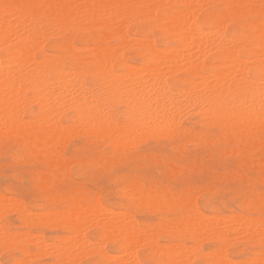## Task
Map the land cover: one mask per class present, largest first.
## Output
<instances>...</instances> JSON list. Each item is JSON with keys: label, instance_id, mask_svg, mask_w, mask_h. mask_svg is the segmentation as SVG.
Returning <instances> with one entry per match:
<instances>
[{"label": "rangeland", "instance_id": "obj_1", "mask_svg": "<svg viewBox=\"0 0 264 264\" xmlns=\"http://www.w3.org/2000/svg\"><path fill=\"white\" fill-rule=\"evenodd\" d=\"M21 1L22 0H0V5H3L6 8H9V7L14 8L17 11L21 12L22 11V8L20 7ZM67 1H68V3L69 2L74 3L75 0H67ZM86 1L87 0H76L75 2L76 3L78 2L79 4L82 3V5H84V3ZM148 1L149 0H146L145 3L143 2L144 3V4L142 3L143 5L142 4L138 5L137 8H139V7L143 8L146 5H149L150 3L153 4L155 0H153L150 3ZM161 1L163 3L162 2L159 3L160 2V0H159V2H158L159 5L157 2L154 3L155 5L157 4V6L155 8H154V5H151V4H150V6H152L151 8H149L150 6L145 7V10L148 7L150 9V11L153 12V13L150 12V17L143 16L145 14L144 12H147V10L143 11V9H141V11L143 13H138L137 12L138 9H137V11L134 10L135 12L133 10L130 11L129 12L130 14L131 13L134 14L137 12L136 15L134 14V16L131 14L132 17L129 15V13L127 16L124 15V18L122 19L124 25L122 22H120V24L122 23L121 28L124 29L123 31L125 32V36H126V34L128 35L127 37H125L126 39H122L125 41H122L118 36L113 34L114 33L113 31L115 29L104 31L101 27H99L95 24L92 26V24L95 23V20L93 18L90 19V20L93 19V22L90 21L89 18H88L89 22L88 21L86 22V20H87L86 18L83 19L84 21L81 18L82 22H80L81 20L79 21L80 18L78 20L76 18L75 20L69 21L66 24L62 25L60 28H56V29H54V28L50 29L51 27H48L49 25L47 23H45L46 29L44 30V32L42 33V36L39 39L38 48L33 51V56L36 59H39L40 56H43V57L46 56L45 58H48V59L56 58L58 61L62 62L64 64L65 69L66 70L68 69L67 70L68 72L62 73V74L59 73V76H63V79L70 81V84L76 83V85H77V83L80 82V81L78 82V79H75V81L72 79L73 78L72 75L74 76V73L79 70L81 72L80 73L81 78H82L81 80H83V83H85L83 85L84 86L86 85V87L88 86L86 89H93V91L95 93L96 92L98 93L100 91L99 94H102L103 92H105L106 88L103 87L104 89L101 90L100 86L101 85L106 86L108 83H109V85H107L108 90H109V88L111 89V87H113L114 91L117 90L122 85V83L120 84L119 81H117L118 77H119L120 82L123 81V79L122 80L120 79L123 77V74H125L124 77L125 76L129 77V75H130L129 81L132 80V83H135V82L137 83V81H134V79L136 78L134 76L138 75V74H136V72H139L140 69L143 70V71H140L141 75L143 76V74H144L145 76H143V77L144 78L147 77L148 72H146V68H147L146 62L148 61V57H149L150 52L147 51L146 49H139V50L137 49L139 42L144 40L145 37L146 38L144 41H145V43H147L146 41H148V45L147 44L146 45L149 46V48H155L156 49V47H157L156 50L160 54H163V55L167 54L166 56H168V54H169L168 51H166V50L168 48H172V46L175 47L174 48L175 51L177 50V51H179L178 53L183 54V55H181L182 59L186 53H189L190 51L194 52L193 51L194 47H192L193 43L190 44L191 42L189 40H187V41L190 43H188L187 41L186 42L188 43V45H191V46H189V47H191V50L188 48L187 45H185V46H187L186 47L187 51H186V49L183 45L185 43L182 44V42H179L177 37L173 33L166 32L163 29L164 27H162V26L159 27V25L156 26L157 22H155V21H157V19H160V18L165 19L167 14L171 15L172 13L174 14L176 11H177V13L181 11L180 12V15H181V14H183L182 13L183 11L188 10L187 12L190 13L189 15L191 17L193 16L192 17L193 20L190 18L191 20L189 21V23L193 21V22H195V24L197 25V27L201 31H204V32L208 31L209 32V34L207 32L206 36H207V38L209 36V38L211 37L212 39L210 38V40H208V42L213 40L214 37H212V36L214 33H210V32L212 30L213 31L216 30L215 27L217 26V24H218V28L223 26L224 35H225V37H228V39H229V37H232V39H235L234 37L237 38L241 34L248 33L250 31H252V29H253L252 25H258L257 27H264V0H260V4L258 6L247 5L246 7L244 6V7L240 8L239 10H236V11H233L234 10L233 8L231 10V8L226 6L224 0H214V1L213 0L212 1L211 0L210 1L204 0L205 2H202L203 1L202 0L198 3V6H197V0H191L193 2H191L190 0H186L189 2H183L185 0H181L183 3L182 2L180 3L179 2L180 0H176L177 2L173 1V0H169L170 4H166V3H169L168 0H165V1L161 0ZM44 2H47V0L46 1L44 0ZM209 2H210V4H209ZM185 3H186V5L187 4L193 5V3H195L193 6L196 5V7L192 6L194 9L191 8V10H190V8H187ZM204 3H206V5ZM92 4H94V2H91V5ZM200 4H201V6H199ZM249 6H251L252 9H254V10L251 9L252 10L251 13H250L251 10L249 9L251 7H249ZM200 7H201V9H200ZM212 7H214V8H212ZM102 8L99 9L102 12H105L106 10H108V9H106L107 7L106 8L104 7V9H102ZM186 8H187V10H186ZM245 8L247 9L246 14L243 12L241 14V10L243 11V9H245ZM259 8L261 9V11ZM149 9H148V11H149ZM110 10H108V11H110V13L114 11V9H112V8H110ZM194 10H196V11H194ZM245 10H244V12H245ZM108 11L105 12L106 14L105 13L102 14V12H100V11L99 12L101 14H98V11H97L96 16L97 15L102 16L104 14L107 16V14H108V17H109L113 13L109 14ZM141 11H139V12H141ZM232 11L233 12L240 11L239 13L242 16H240L238 14L235 15L236 13H233ZM230 12H232V15ZM177 13H175V14L177 15ZM225 13H226V15H229V16H226ZM151 14H153V16H151ZM259 14H260V16H259ZM105 15L103 16V18L101 17L103 20L105 18ZM137 15H139V16H137ZM146 15H147V13H146ZM223 15L227 17V19H226L227 22H225V20L222 21V19L226 18V17L222 18ZM82 16H80V17H82ZM141 16H143L142 19H141ZM127 17H128V20H127ZM138 17H140V18H138ZM98 18H99V20L101 19L100 17H98ZM132 18H134V20H132ZM220 18H222L221 21H219ZM217 20L220 22V25H222V26H219V22H217ZM124 21H126V22H124ZM96 22H97V20H96ZM221 22L223 24H221ZM77 24H79V25H77ZM215 24H216V26H215ZM211 28H214V29H211ZM61 29H62V31H61ZM232 29H233V31H232ZM235 29H236V31H235ZM45 31L49 33V36H48V33L45 34ZM51 31H53V32H51ZM110 32H111V34H110ZM228 32L231 34H229ZM140 34H142V35H140ZM61 37L63 39H61ZM140 37H141V39H140ZM112 38H114V39L110 40ZM130 39H132L133 43H135L136 45L135 44L133 45V43ZM133 39H135V40H133ZM138 39H140L139 42L136 41ZM12 40H13V38H12ZM12 40H10L5 45L1 46L0 57L2 58L4 63L7 62L8 64H10L9 63L10 62L9 57L4 56L3 53L6 50H7L6 53L10 52V49L12 47H14V45L16 44V41L15 40L12 41ZM86 40H87V42H86ZM120 40L122 42H124L123 43L124 45H122L120 43L121 42ZM40 41H42V43ZM129 41H131V42H129ZM170 41H172V42H170ZM118 42H119V44H118ZM125 42H129V43H125ZM228 42H225V43L228 44L229 46H231V45L233 46V44H238V43L242 44V43L236 42V41H235L236 43L233 41L234 42L233 44H231V42L230 43H228ZM142 43H144V42H142ZM142 43L140 42V44H142ZM145 43H144V45H145ZM101 44L105 45V47H107V48H109V47L115 48V49L109 48L110 51L112 50L111 51L112 55L115 52L117 53V55L116 54H115V56L113 55L114 57L112 59L113 61L111 64V72L108 73V75L105 74V76L106 77L108 76V78L105 77L104 79H103L102 74H97V73L92 71L94 66L90 62V58L92 57V54H93V51H91L92 47L93 46L96 47V45L98 46ZM112 44L113 45L115 44V46L117 44L118 45H117V47H114ZM181 44L183 45V47L179 48L178 46L181 47ZM82 45H83V47H82ZM79 46H81V47H79ZM95 47H93V49ZM122 47H123V49H122ZM176 47H178L179 49H177ZM116 48L121 49V50H118V52H117ZM164 48H167V49L164 50ZM192 48H193V50H192ZM188 49H189V52H188ZM182 50L184 52L186 51V53L184 54ZM71 51H73V52H71ZM119 51H120V54H119ZM192 52H190V53H192ZM203 54H204V52H202V54H201L202 55V57L200 58L201 60L199 59V61H202L203 64H202L201 68L196 72L189 70L186 66H182L183 60L181 62V60H179V59H177V64H175L176 66L174 65L175 62L171 63L173 66L176 67V68L173 67L172 71L170 70L171 69L170 67H172L171 64H167V63L163 64L162 66L166 67V68H164L165 70L163 68L162 69L160 68V71L163 70L162 71L163 77H160V78L163 80L162 82L165 85V87L167 88V90H169V91L171 90L170 92H172L173 90H179V88H181L180 91H182L183 88L185 87L184 88L185 89L184 94H186V92H187L186 90L190 89L189 87L191 86V84L196 82L195 81L196 79L197 80H199V78L201 79L200 76L209 75V77L212 78L213 77L212 74L216 73V71H220V69H221V71L227 70L229 72L231 67L232 66L234 67V63H232L235 61L234 59L220 58V57H217L210 52H206L204 55ZM83 57H84V59H83ZM123 57H125V58H123ZM242 57H244L243 59L246 60V57L244 55L239 54V58H242ZM77 60L80 63L79 67H75V66L71 65V64H73L72 62L77 61ZM178 60H179V62H181L180 66L178 65V63H179ZM206 60H208V61H206ZM228 61H230V63ZM248 63H250V61H248ZM87 64H89V65H87ZM125 65H126V67H124ZM132 65L133 66L135 65L134 69H133ZM141 66L144 69H142ZM162 66H160V67H162ZM118 67H120V68L118 69ZM167 67H169V69ZM177 67H183L184 69L181 68V70H179L180 68L177 69ZM89 68H91L92 70ZM131 68H132V70H135V72H133L131 70ZM69 69L71 70L72 73H70ZM76 69H77V71H76ZM124 69L127 70L126 73L123 72ZM137 69L139 71H136ZM232 70H233V68H232ZM255 71L256 70L254 68L250 69V74L254 78L257 77V76H255L256 75ZM114 72H116L117 74L119 72H123V73L122 74L119 73L120 74L119 76L116 75V77H114L115 76ZM129 72H132V74L133 73L134 74L132 75ZM140 72H139V75H140ZM162 72H160V73H162ZM68 73H69V76H68V79H66ZM127 73H129V74H127ZM85 75H86V77H85ZM103 75H104V73H103ZM111 75H114V76L112 78H109V77H111ZM70 76H71V79H70ZM131 76H133L134 79H132ZM140 76H138V78H136L135 80L139 79ZM148 76H149V74H148ZM129 78H124V80L127 79V81H128ZM144 78H143V80H144ZM147 78L149 79V77H147ZM89 79H91V80H89ZM111 79H112V81L110 82L109 80H111ZM113 79H114V81H113ZM102 80H103L104 85L102 84ZM146 80H144V81H146ZM105 81H106V83H105ZM125 81H123V82H125ZM113 83L114 84L117 83L116 84L117 86H114ZM95 84H96V86H95ZM110 84H111V87H110ZM173 84H175V86ZM92 86L95 88H93ZM102 86H101V88H102ZM70 87H72V84ZM116 87H118V88H116ZM71 90L72 89H70V91ZM180 91H179V93H180ZM176 92L178 94V91H176ZM176 92H172V93L175 95ZM181 93H183V91ZM180 95L182 96L183 94H180ZM180 95L178 97H180ZM182 97H181V99H182ZM184 98H185V96L183 97V99ZM105 102L106 101L103 102V106L105 105ZM109 102L107 101L106 103L108 106L105 105L106 107L104 106V108L102 106V109L104 111H106L107 113L109 112L108 109L111 110L110 112L112 115L110 117V115H109L110 112H109L108 115L104 117L103 122L106 126H104V124H102L103 126H101L100 128L97 127L96 125L94 128V124L97 123L95 120H93V122L90 121L89 124L86 121H83L80 123L79 120H77V119L75 120L74 116L76 117V115H75L76 111H74L72 109H68L66 106L63 105L57 111V113L60 112L57 114V120L61 124V125L59 124L61 131L64 127H67V126H68L67 127L68 129L67 128L64 129L63 130L64 132L60 131L63 135H61L60 132H57L56 133L57 135L54 136V138H50V137H53V133H51L49 135H45V136L43 135L39 140L37 138L39 137L40 133L37 130L38 129L36 127L37 125L35 126L36 123L34 124L35 120H37L39 117L36 113V109H37V103L36 102H33L31 104L30 110L32 112H26V113L24 112L22 114V119L25 123L29 120V122L27 124H25V123L22 125L20 124L21 125V126L19 125L20 127L19 126H17V128L11 127V129L9 128V126H2L4 129H1L2 131H0L1 132V134H0V197H1L0 198L1 199L0 200V203H1L0 207H1V205L5 204V202H4L5 198H6V203L9 202V204L7 203L8 207L5 204L6 207L3 205L4 208L2 207L0 209L3 212L2 213L0 211V229H1L0 231L2 234V235H0V237L3 235H6V232L8 233L7 238H6V236H4V238L3 237L0 238V264H15L16 258H18V259L20 258L19 260H20V262H22V264L24 261L26 262L27 260H28L26 262L27 264H102L101 263L102 261L100 259L102 251H103V253L106 252L108 255L110 254L112 256H114V255L118 256L119 252H120V254L123 252L120 248L121 241H119L113 234L111 235V237H109L110 235L106 234L105 231L101 228V226L99 224V223H102L104 221V218L108 217V213L110 214L111 212H112L111 214H114V212L118 213L116 216L113 215L116 218H119L123 215V217H121V218H124L125 220L127 218L128 221L126 220V222H129V223H132L129 220H132L130 218H133V220H134V221L132 220L133 223L136 222L135 225L138 227V229L143 228L141 230V231L144 230L143 232L148 231L150 233L149 230H151V232H153L151 234H153L154 236H152L151 234L147 235V233H145V235H144L143 232H142V235L144 236V239H146V240H144V242H149V240H150L149 243H153V244L155 243L154 246H151L150 244L147 245L144 242L143 243L139 242L138 244L140 246L137 243H136L137 245L135 244L133 246L132 251L136 254L137 260L139 261V264H159L160 261L158 262V259L159 260L162 259V256L160 253L161 248L164 246H167V245H172L171 243H173V245L175 247L177 246L176 248H178L180 246L184 247L183 251L186 253L189 252V250L186 249L188 247L191 251V252H189L190 255L192 254V250H191L190 246L195 247V245H197L196 247L197 248L199 247L198 251L203 250V251L199 252L200 254H198V256L193 255L192 258L186 259L187 260L186 264H188V260H189V264H218L217 261L220 259L222 261V262L221 261L219 262L220 264H241V263H247V262L249 264H251L252 262H253L252 264H259L257 259L260 257L261 251L264 250V246H263V244H261V242L259 240H257V238H254L253 229H251V230L249 228L247 229L246 225H248V227H249L253 223V220L254 221L256 220V219H253L252 217L257 218V216H258L259 218H257V220L260 218L264 219V215H263L264 214V168H263L264 167V118L262 117L263 120L261 117H259L261 119L253 118L254 120L253 119L251 120L252 123L249 121L250 122L249 124L247 122L246 124L244 123V125L243 124L238 125V124H234V123L233 124L228 123V124L222 125V124L218 123V121L216 120V118L213 115H208V114L204 115V114L198 112L193 107H189L190 109L186 108V107H188V105L184 104L185 108H186L185 110H187L188 112L182 108H180L181 110L180 109L179 110L180 111L184 110V112L182 111L179 115H178L179 112L178 111L176 112V114L178 115L177 117L180 116V118H178L179 120L177 121L178 123L173 122L175 120V116H176L175 115L173 117L174 119L172 118L173 121L172 120L170 121L172 123H169V119L166 122V124H165V122H163L164 124L162 125V122H161L160 125L164 126L163 129H165V128H167V129L163 130L161 128V126L158 125L160 123L159 122L158 124L157 123L155 124V127L156 126L157 127H156V130H154L155 128H152V126L154 124L151 125V122H150L151 118L150 119L147 118L148 119L147 124L150 122L148 124L150 127L147 126L145 122H143L144 116L149 117L150 115L153 114L152 112H151L152 114H150L149 112H147V113H149V114H147L144 110H142L145 112V114H147V115L143 114V119H142V115L139 114L140 121L142 119V123L140 121H139L140 123L139 122L138 123L142 124L143 125L142 126V125L137 124L136 122L134 124V120L130 121V118L131 119L134 118L135 120H137V118H138V120H139V117H137V116H136V118L133 116L130 117V115H129L130 112H129V114L125 113V112L128 113V111H124L123 109H126L128 107V105H127V103H123V100L122 101L120 100V102L117 101V103L112 102L110 105H109ZM183 103H184V101H183ZM184 105H182L181 107H183ZM105 108H106V110H105ZM194 110H195V112H194ZM115 112H116V114H115ZM122 112H124L129 117H127L126 115L124 116ZM113 113H114V117H113ZM183 114H185V115H183ZM35 116L37 119L35 118ZM108 116L112 119V121H110V118H108ZM32 117H34V119ZM106 118H108V120L105 121ZM26 119H28V120L26 121ZM147 119L145 118V120H147ZM71 121H72V123H71ZM109 121H110V123L113 122L114 124H112V125L109 124ZM124 121H125V123H124ZM260 121H263V122H260ZM122 122H123L124 126L122 125ZM128 122H130V124H128ZM67 123H69V125ZM70 123L72 125H70ZM73 123H76L77 126H79L78 129L76 127V124L74 125ZM115 123H117V124L115 125ZM143 123L148 127V128L145 127L147 129V131H144L145 129L143 127L145 125ZM90 124H92V125H90ZM167 124H172V125L167 126ZM176 124H177V126H176ZM23 125H26V126L28 125L27 129H25V126H23ZM108 125H110L112 128H110V126H108ZM130 125H131V127H134L133 125L136 126V127H134L135 130L133 128L134 131L129 130L126 133L120 132L123 129L122 127L126 128ZM137 125H138V127H137ZM70 126L74 127V128L76 127L75 129L73 128L75 133L72 132L73 130H71L72 128ZM18 127H19V129H18ZM23 127H24V129H23ZM28 127L29 128L31 127L30 129H32V130H29ZM89 127H91V128H89ZM92 127H93V129H92ZM103 127H106V128H103ZM0 128H1V126H0ZM88 128H89V130H88ZM109 128H110V130H109ZM138 128H139V130L142 128L143 129L138 132L137 131ZM159 128H161V129H159ZM7 129H9V130H7ZM82 129H84V130H82ZM157 129H159L160 131ZM19 130L21 133L20 132L18 133ZM22 130H24V131H22ZM114 130H120V131L115 132ZM8 131H10V132L6 133ZM65 131H66V133H65ZM76 131L80 132V134H78ZM130 132H132L133 134L132 133L130 134ZM142 132H143V134L140 135V133H142ZM145 133L147 135H145ZM123 134L128 138L126 139ZM54 135H55V133H54ZM60 135L62 136L61 140H60ZM100 135L102 137H100ZM46 136H47V138H46ZM140 136H142V137H140ZM123 137L125 138V140ZM129 137L131 138L130 140H129ZM132 138L133 139L136 138L135 139L136 142L131 141ZM120 139H122L123 141L122 140L120 141ZM36 140H37L38 145L37 144L35 145ZM128 140L131 141L132 144L129 143ZM111 141L114 143H112ZM116 142L118 144H116ZM133 144H135V145H133ZM261 145H263V146H261ZM120 146H122V147H120ZM51 149H53V150H51ZM256 159H257V161H256ZM252 161H254V162H252ZM81 164H82V166H81ZM134 184H136V185L134 186ZM53 185H54V187H53ZM47 189H49V191H47ZM44 190H46L47 192H45ZM137 194L140 195V198ZM132 195L133 196L135 195L134 199L138 200V202L136 201L138 204L135 201L134 202L130 201L129 198H131ZM5 196H7V197H5ZM95 197H96L97 203L95 202ZM253 198H254V201H253ZM11 199L14 200V203H12L13 200L11 201ZM42 199L46 200V201H43ZM142 199H145V201H143V203L140 202V201H142ZM131 200H133V197ZM159 200H161V202H159ZM189 200H190V202H188ZM148 201H149V203H148ZM151 201L154 202V205H153V202H152V204L150 203ZM192 202H194L193 203L194 206H193ZM10 203H11V205L12 204L13 205L10 206ZM93 203H95V205L99 204L101 207H97V205L95 206ZM14 204H17V207ZM18 204H19V206L23 205V209H21L22 207H20V209H19ZM149 204H151V205H149ZM155 204H156V207H155ZM63 205H65V206L63 207ZM185 205H187V206H185ZM88 206L91 208V210ZM149 206H151V207L149 208ZM24 207H25V210H24ZM75 207L77 209H75ZM94 207H97V208H94ZM195 207L197 210L195 209ZM17 208L19 209V211L17 210ZM62 208H64L65 210L67 209V211L63 212L64 209L62 210ZM70 208H72V209H70ZM81 208H82V210H81ZM6 209H7V211H6ZM83 209L84 210L88 209L90 212L88 210H87L88 212L86 210L83 211ZM95 209H97V211L99 209V212L100 211L101 212L98 214V212L95 211ZM105 209H106V212L104 211L105 212L104 213L105 217H104V216H102V215H104V214H102V211ZM109 209H111V211ZM27 210H31L32 212L27 211ZM52 210L54 211L53 213L62 212L63 215H64V213H67L69 215V213H70L69 210H71V211L72 210H78L79 214L76 213L77 211H75V212L72 211V213L74 215L72 213H70V214H72L73 217L78 214L77 218L80 219L79 215L83 216L85 214L88 216L91 213V215H89V218H90V216H92V218H90V220H88V222H86L85 220L83 221V222H86V224L83 223V226L81 227L80 232L82 233V235H81V233L76 235V236L71 235V237H73V240H72V238L70 237V234H72V233H71L68 225L64 224L65 219H66V223H68L67 222L68 218H66L67 215L65 214L64 215L65 217L59 216L61 213L60 214L58 213L59 215L58 214L53 215L51 212ZM55 210L57 212H55ZM107 210H109L108 213H107ZM38 211H39V213H37ZM121 211H122V214H121ZM253 211H254V214H253ZM33 212L36 214H33ZM48 213H51L53 215V217H58L59 219H57V218L51 219L52 215L49 214L50 216H48ZM199 213H201V214H199ZM38 214H40V215H38ZM92 214H94L96 216H98V215L102 216L103 221L101 220L102 218H100V217L97 218L96 216H94ZM126 214H128V215H126ZM36 215H38V216H36ZM30 216H32V218ZM72 216L69 215L68 216L69 219H70V217L72 218ZM113 216L110 215L109 218L113 217ZM128 216H129V219H128ZM190 216L192 218H194L195 220L190 218ZM198 216H199V218H200V216L201 217L203 216L204 221L206 219L207 222L209 221L208 218H211L210 219V220H212L210 222L211 225L209 224V226H208V224H204L205 222L203 223L201 218L199 219ZM233 216L239 217V218L236 217L238 221H239L240 217L242 219V217H245V216H246V218H245L244 222H246V220L251 222L249 219H251V220L253 219V220H252L251 224L248 222H246V224H243V225H245L246 228L244 226H242V224L240 225V226H242L241 227L242 232L239 231L241 233L240 234V233H238L239 229L237 230V228L238 227L240 228V226L237 224V222H238L237 220H236L237 221L236 225H234L235 224L234 219H236V218H234ZM203 217H202V219H203ZM248 217H250V218H248ZM20 218H22V219H20ZM44 218H45V220H43ZM48 218H50L51 220ZM62 218H64L63 221H62ZM83 218L85 219V216H83ZM83 218H82V220H83ZM87 218H86V220H87ZM228 218H231L230 219L231 221L230 220L228 221L227 220ZM124 219H121V220H124ZM188 219L189 220L192 219L190 221V224L188 223L189 222ZM94 220H97L99 222L94 221ZM197 220H201V221H200V224L198 221V223L195 225V226H197L196 228H199V225L201 226V224L203 223L205 225V226H203V224H202L204 229H201L202 227L200 229L206 230L207 232L210 231V233L209 232L206 233V231H205L206 236H203L204 233L201 234L202 236L200 235L197 238L195 236H193L188 231V229H189L188 227H190V226L193 227L194 225H192V223L193 224L196 223L195 221H197ZM216 220H217V223H216ZM220 220H222V221H220ZM92 221H94V222H92ZM90 222L92 223V225H89V224H91ZM172 222L175 223V225ZM258 222L264 223L263 220H261V219H260V221L258 220ZM97 223H98V225H96ZM166 223H170L171 225L173 224L174 228H172V226L170 224L166 225ZM177 223H179L180 227L183 225L182 229L180 227H177V226H179V225H177ZM214 223H216V224H214ZM254 223H257V222L255 221ZM93 224H95V225H93ZM161 225H162V227H161ZM163 225H164V227H163ZM184 225H189L187 227L188 228L187 230H186V226L184 227ZM221 225H222V227H220ZM224 225H227V227L233 226L234 228L238 225L236 228L237 231L236 230L231 231L228 234V236L230 235L229 238L225 241L223 239H219L218 233H217L219 231L218 229H222L223 227H226ZM155 226H156V231L159 228L158 232L161 228L162 231L160 234H158V233L156 234V231L154 232L153 229L155 228ZM260 226H264V225H260ZM165 227H166V229H168L167 232H166ZM216 227H217V231H215ZM243 227L245 229H243ZM212 228H215L214 231L216 233L213 232L214 234H212V230H211ZM173 229H175V231H171ZM21 230H22V232L25 231V232H23L24 235H23V233L20 234ZM163 231H165L166 233ZM169 231L172 233H169ZM28 232H29V234H27ZM249 232H251V233H249ZM36 233L39 235H37ZM68 233H69L70 238H68ZM16 234L19 235V237L21 236L20 240H23L22 242L19 239H17L19 237H16L17 236ZM208 234H209V237H208ZM237 234H239V235H237ZM22 235L23 236L27 235L26 236L27 239H25ZM61 235H62V237L63 236H65V237H63V238L58 237ZM79 235H81V236H79ZM9 236L11 238L12 237L15 238L16 240L14 239L13 246L8 249L5 247L4 243L6 242V239L9 238ZM33 236L36 237V239ZM38 236H40V237H38ZM150 236L153 238H151ZM189 236H191V237H189ZM81 237L82 238L85 237V238H83V240H82ZM147 237H150V239H148ZM154 237L156 239V242L154 241ZM207 237H208V239H207ZM210 237H211V239H210ZM75 238H76V240L79 239L77 241H80V243H78L76 241L77 244H79V245L74 243V247L75 248L80 247V249H81V247H84V250H86V251L79 250L77 248L79 251V253H78V251H75L74 247H73L74 250L71 251V249H73L71 247V246H73L72 242L74 241ZM200 238H201V240H200ZM231 238H232V240H231ZM239 238H240V240H239ZM28 239L30 240V242L28 241ZM37 239L38 240L40 239L39 245H41V243H42L43 245H41V246H44V247L50 243L49 246H51L52 248L51 247L48 248L49 246L48 247L46 246L47 247L46 250L49 249L50 252H49V250H48V253L46 250H44V251H42V249L39 250L40 246L37 248V246H38V243H37L38 240ZM41 239L43 241H45L47 244H45V242L43 243ZM60 239H61V241H60ZM69 239H70V241H69ZM86 239L89 242L91 241L90 244H87L88 242ZM102 239L104 240V242ZM105 239H108V240H105ZM25 240L28 242H24ZM51 240H52V242H51ZM54 240H56V241H54ZM81 240H82V242L84 241L85 246H86V244H87V246H89V245L90 246L88 248H87V246L85 248L84 245L80 246V244H82ZM99 240H100V242H99ZM35 241H36V243H34ZM56 242H57V244H56ZM92 242H93V244H91ZM97 242H99L100 244L99 243L97 244ZM101 242H103L102 245H101ZM227 242H230V243H227ZM63 243H64V245H67V247H71V249H66V247L64 245H62ZM69 243L71 244V246H68V245H70ZM167 243H169V244H167ZM191 243H192V245H191ZM224 243L225 244L227 243V244L225 245ZM253 243L255 244V246L253 245ZM24 244H26V245H24ZM54 244H56L55 248L57 249V251H59V249H58L59 245H62V249L65 248L67 250V252L68 251L70 253L73 252L74 258L76 260L75 259H73V260H70V259L66 260L65 259L64 260L63 258L61 259V257H59V255H58V253L60 251L57 253L56 249L54 248ZM142 244L145 245V247L142 246ZM179 244H181V245H179ZM57 245H58V247H57ZM184 245H188V246L185 248ZM91 246L97 247L96 250L93 249ZM20 247H22V248H20ZM134 247H135V249H134ZM59 248L61 250V246ZM90 248L95 250V251L91 250ZM100 248H101V250L103 248V250L101 251ZM5 249H8V251ZM43 249H45V248H43ZM53 249L56 251V253L54 252L55 254H53V252H52ZM98 249L100 250V253H99V251H97ZM185 249L188 251H186ZM260 249H261V251H260ZM23 250H26V252H29L27 250H30V251L33 250V252H34V250H37V251L39 250V251L38 252L35 251L34 253L36 255H34V256L32 255L34 253H32V251H31L29 253L30 254L32 253L31 254L32 256L29 255V257H27V255L29 253H27V255H25L26 252L24 251V253H23ZM89 250H90V252H89ZM80 251L81 252L83 251V252L80 253ZM215 251L221 252V255H220V253L217 254V252H215ZM40 252L41 253L44 252V253L41 254ZM91 252H92V254H90ZM208 252L209 253L212 252V253H214V255L216 253V256H214L215 259L213 257V254L212 253H211L212 255L208 254ZM222 252L224 253L223 255H222ZM189 253H187V255ZM56 254H57V256H56ZM77 254H79L78 257H77ZM86 254H88V255H86ZM24 255L26 257V260H25ZM83 255H84V257H83ZM121 255H119V256L123 257L126 254H121ZM80 256H81V258H80ZM129 256L130 255H128V260L130 258ZM222 256L224 257V259ZM22 257H23V260H21ZM217 257H219V258L217 259ZM254 258L255 259L257 258L256 261H254ZM155 259H156V261H155ZM234 260H235V262H234ZM239 260H241V262ZM129 261H131V260H129ZM129 261H127V258H126L125 262H127V264H129L128 263ZM232 262H234V263H232Z\"/></svg>", "mask_w": 264, "mask_h": 264}, {"label": "bare ground", "instance_id": "obj_2", "mask_svg": "<svg viewBox=\"0 0 264 264\" xmlns=\"http://www.w3.org/2000/svg\"><path fill=\"white\" fill-rule=\"evenodd\" d=\"M46 1V0H45ZM76 1V0H75ZM74 1V3L72 2V3H68V1L67 0H47V2H44V0H22L21 1V3H20V7L22 8V11L21 12H19V11H17L16 9H14V8H6V7H4L3 5H0V49H1V46H3V45H5L6 43H8L10 40H12V38H13V40H15L16 41V44L14 45V47H12L11 49H10V52H8V53H6V51L3 53L4 54V56H7V57H9V59H10V64H8L7 62L6 63H4V61L2 60V58L0 57V126H1V128H0V131H2L1 129H4L2 126H9V128L11 129V127H16L17 128V126H19L20 124L22 125V124H24L25 122L23 121V119H22V114L25 112H32L31 110H30V108H31V104L33 103V102H36L37 103V109H36V113H37V115L39 116H37L38 117V119L36 118V116H35V118L37 119V120H35V122H34V124H35V126L38 128L37 130H38V132L40 133V135H39V137L37 138V139H39L40 140V138L44 135H49V134H51V133H53V137H50V138H54V136H56L57 134V132H60L61 131V128H60V126H59V121L57 120V114L58 113H60V112H58L57 113V111H58V109L60 108V107H62L63 105L64 106H66L68 109H72V110H74V111H76V113H75V115H76V117L74 116V118H75V120L77 119V120H79V122L81 123V122H83V121H86V122H88V124H89V122L90 121H92L93 122V120H95L97 123H95L94 124V128H95V125L97 126V127H101V126H103L102 124H104V122H103V120H104V117L105 116H107L108 115V113L111 111V110H109L108 108V113L106 112V111H104L103 109H102V106H103V102L104 101H110L109 102V105L112 103V102H116L117 103V101H119L120 102V100L122 101L123 100V103H127V105H128V109L126 108V109H123L124 111H128V113L127 112H125L126 114H129V112H130V117H135L136 118V116L137 117H139V114H141L142 115V119H143V114L144 115H147V114H152V115H148L149 117H145L144 116V120H145V118L147 119H150L149 121L151 122V125L152 124H154L153 126H152V128H155L154 130H156V127H155V124L157 123H159L158 125H160L161 124V122H162V125L164 124L163 122H165V124H166V122L168 121V119H169V123H172V122H170L171 120L173 121V117L175 116V120L173 121V122H175V123H178L177 121L179 120L178 118H180V116L179 117H177L182 111L184 112V110L186 109V108H189V107H193L194 109H196L198 112H200V113H202V114H204V115H213L215 118H216V120L218 121V123L219 124H228V123H231V124H238V125H244V123L246 124L247 122H248V124L251 122V120L253 119V118H259V117H263L264 118V27H257L258 25H252V31H250V32H248V33H244V34H241L239 37H234L235 39H232V37H229V39H228V37H225V35H224V32H223V26L222 25H220V22L219 21H221V19L223 18V17H226V16H229V15H226V13H225V15L226 16H222V18H220V20L218 21L217 20V22H219V26H222V27H220V28H218V24H217V26H216V24H215V28H216V30H212L210 33H214L213 34V36L212 37H214L213 38V40H211V41H209L208 42V40H210V38H209V36H208V38H207V36H206V34H207V32L208 31H206V32H204V31H201L198 27H197V25L195 24V22H190L189 23V21L192 19V17L189 15L190 13L189 12H187L188 10H187V8H190V10H191V8H193V7H196V5L195 6H193L195 3H193V5H190V4H187L186 5V3H185V5L187 6V8H186V10L187 11H183L182 13L183 14H181L180 15V12H178L177 13V11L175 12V13H177V15L174 13H172L171 15L170 14H167L166 15V18L165 19H162V18H160V19H157V21H155V22H157V24H156V26L157 25H159V27L160 26H162V27H164L163 29L166 31V32H168V33H173L176 37H177V39L179 40V42H182V44L183 43H185V44H183L184 45V47H185V49H186V51H187V46H188V48L191 50V47H189V46H191V45H188V43H190V44H192L193 43V46L192 47H194V50H193V48H192V50L194 51V52H192V51H190V52H192V53H190L189 52V49H188V52L189 53H186V51L184 52L183 50V53L185 54V56L183 57V59L181 58V55H183V54H181V53H178L179 51H175L174 50V48L175 47H173L172 46V48H164V50L165 49H167L166 51H168V56H166V55H163V54H160L156 49H157V47H156V49L155 48H149V46H147L148 45V41H146L147 43H145V38H144V40H142V41H140L141 43L142 42H144L145 43V45H144V43H142V44H140V42H139V40L141 39V37H140V39H138V40H136L137 42H139V45L137 46V49L139 50V49H146L147 51H149L150 53H149V57H148V61L146 62L147 63V65H146V72H148L147 73V77H149V79L146 77V78H144L143 76H145L144 74H143V76L141 75V72L140 71H143V70H141L140 69V71L137 69L136 71H139L140 72V75H139V72H136V74H138V75H135L134 77H136V78H138V76H140L139 77V79H137V80H135L134 78H133V76H131V78L132 79H134V81H137V83L135 82V83H132V80L131 81H129L130 80V75H129V77L127 76H125L124 77V75L125 74H123V77L122 78H120L121 80L123 79V81H127V79H125L124 80V78H129L128 79V81L126 82H123V81H121L120 82V80H119V75L120 74H122L123 72L124 73H126V71L127 70H125L124 69V71L123 72H119L118 74L116 73V72H114L115 73V76L114 75H111V77H109V78H112L113 76L114 77H116V75H118L117 77H118V80L117 81H119V83L121 84L122 83V85L118 88V87H116V88H118L117 90H113V87H111V84H110V87H111V89L109 88V90H108V87H107V85H109V83L106 85V86H102V88H101V86H100V89L101 90H103L104 88L103 87H105L106 88V90H105V92H103L102 94H99V92L96 94L94 91H93V89H86L87 87H86V85L84 86L83 84H85V83H83V80H81L82 78H81V72L79 71H77V69H76V71L77 72H75L74 73V76L72 75V79L75 81V79H78V82L79 83H77V85H76V83L75 84H73V83H71L72 84V87H70L71 86V84H70V81H68V80H65V79H63V76H59V73H67L68 71V69L66 70L65 69V67H64V64L62 63V62H60V61H58L56 58H52V59H48V58H45V57H43V56H40L39 57V59H36L34 56H33V51L35 50V49H37L38 48V44H39V39H40V37L42 36V33L44 32V30L46 29L45 28V23H47L49 26L48 27H51L50 29H56V28H60L62 25H64V24H66L67 22H69V21H72V20H75L76 18H77V20L79 19V21L81 20V18H82V20L83 19H87L86 20V22L88 21L89 22V20L91 19V18H93L94 20H95V23H93L92 24V26L95 24V25H97V26H99V27H101L104 31H107V30H111V29H115L113 32V34H115L116 36H118L121 40L122 39H126L125 37H127L128 35L126 34V36H125V32L123 31L124 29H122L121 28V24L123 23V18H124V15H128V13L130 12V11H134V10H136L137 11V9H138V13H143L142 11H141V9H143V11H146L147 10V12H144L145 14L143 15V16H145V17H150V9L149 8H151L152 6H150V4L151 5H154V8L157 6V4L155 5L154 3H158L159 2V0H155L154 1V3L152 4V3H150V2H152L153 0H149L148 2L150 3L149 5H146V6H150L149 8L147 7V9L145 10V7H139V8H137V6L138 5H140V4H142L143 2L145 3L146 2V0L144 1V0H87L85 3H84V5H82V3H76ZM165 1V0H164ZM169 1V0H168ZM173 1H176V0H173ZM191 1V0H190ZM200 1H202V0H197V6H198V3L200 2ZM210 1V0H209ZM212 1V0H211ZM214 1V0H213ZM225 1V4H226V6H228L229 8H231V10H232V8L234 9L233 11H236V10H239L240 8H242V7H246L247 5H251V6H258L259 4H260V0H224ZM91 2H94V4H92L91 5ZM162 1L160 0V2L159 3H161ZM177 2V1H176ZM175 2V3H176ZM180 3L182 2L181 0L179 1ZM183 2H189V1H183ZM182 2V3H183ZM191 2H193V1H191ZM195 2V1H194ZM202 2H205L204 0L202 1ZM143 3V4H144ZM159 3H158V5H159ZM163 3V2H162ZM165 3V2H164ZM142 4V5H143ZM166 4H170V1H169V3H166ZM205 5H206V3H204ZM209 4H210V2H209ZM141 5V6H142ZM162 5V4H161ZM165 5V4H164ZM203 5V4H202ZM185 6V7H186ZM190 6V7H189ZM193 6V7H192ZM199 6H201V4L199 5ZM251 6H249V7H251ZM8 7V6H7ZM103 7V8H102ZM104 7L106 8V9H108V10H110V8H112V9H114V11L113 12H111V13H113V14H111L110 13V11H108V10H106V11H108L109 12V14H111V16H109L108 17V14H107V16L105 15L106 13V11L105 12H102L101 10H99V9H104ZM110 7V8H109ZM262 7V6H261ZM212 8H214V7H212ZM222 8V7H221ZM255 8V7H254ZM148 9H149V11H148ZM153 9V8H152ZM174 9V8H173ZM194 9V8H193ZM198 9V8H197ZM200 9H201V7H200ZM246 9V8H245ZM245 9H243V11L241 10V14H242V12L243 13H245L246 14V11H247V9L245 10ZM250 10L252 9V7L251 8H249ZM260 9V8H259ZM258 9V10H259ZM189 10V11H190ZM244 10H245V12H244ZM252 10H254V9H252ZM252 10L250 11V13L252 12ZM256 10V9H255ZM97 11H98V14H101L100 12H102V14L103 13H105L104 15H105V18H104V20L102 19L103 18V16L104 15H97L98 17H102L100 20H99V18L96 16V13H97ZM100 11V12H99ZM139 11H141V12H139ZM179 11V10H178ZM194 11H196V10H194ZM232 11V12H233ZM249 11V10H248ZM260 11H261V9H260ZM135 12V11H134ZM133 12V13H134ZM136 12V13H137ZM149 12V13H148ZM232 12H230L231 13V15H232ZM238 12V13H237ZM237 12H233V13H236L235 15H240V11H237ZM136 13H134L135 15H136ZM146 13H147V15H146ZM151 13H153V12H151ZM185 13V14H184ZM229 13V14H230ZM132 14V13H131ZM131 14L129 13V15L131 16ZM134 14H132L133 16H134ZM149 14V15H148ZM163 14V13H162ZM208 14V13H207ZM222 14V13H221ZM83 15V16H82ZM142 15V14H141ZM234 15V14H233ZM255 15V14H254ZM80 16H82V17H80ZM137 16H139V15H137ZM143 16H141V19H142V17ZM151 16H153V14H151ZM240 16H242V15H240ZM244 16V15H243ZM259 16H260V14H259ZM108 17V18H107ZM132 17V16H131ZM202 17V16H201ZM88 18H89V20H88ZM97 18V19H96ZM130 18V17H129ZM135 18V17H134ZM134 18H132V20H134ZM137 18V17H136ZM138 18H140V17H138ZM191 18V19H190ZM93 19L92 20H90V21H92L93 22ZM122 21H121V20ZM126 19V18H125ZM227 17L226 18H224V19H222V21H224L225 20V22H227ZM234 19V18H233ZM82 20L80 21V22H82ZM96 20H97V22H96ZM120 20V21H119ZM127 20H128V17H127ZM131 20V21H132ZM193 20V19H192ZM246 20V19H245ZM84 21V20H83ZM130 21V20H129ZM199 21V20H198ZM230 21V20H229ZM120 22H122L121 24H120ZM124 22H126V21H124ZM201 22V21H200ZM224 22V23H225ZM252 22V21H251ZM202 23V22H201ZM76 24V23H75ZM74 24V25H75ZM221 24H223L222 22H221ZM77 25H79V24H77ZM88 25V24H87ZM123 25H124V23H123ZM202 25V24H201ZM84 26V25H83ZM154 26V25H153ZM204 26V25H203ZM231 27V26H230ZM125 28V27H124ZM211 29H214V28H211ZM210 29V30H211ZM244 29V28H243ZM152 30V29H151ZM246 30V29H245ZM60 31V30H59ZM58 31V32H59ZM61 31H62V29H61ZM67 31V30H66ZM65 31V32H66ZM232 31H233V29H232ZM235 31H236V29H235ZM51 32H53V31H51ZM130 32V31H129ZM227 32V31H226ZM48 32H46L45 31V34H47ZM135 33V32H134ZM164 33V32H163ZM229 33V32H228ZM53 34V33H52ZM105 34V33H104ZM110 34H111V32H110ZM208 34H209V32H208ZM229 34H231V33H229ZM233 34V33H232ZM106 35V34H105ZM140 35H142V34H140ZM48 36H49V33H48ZM53 36V35H52ZM206 36V37H205ZM46 37V36H45ZM75 37V36H74ZM130 37V36H129ZM132 37V36H131ZM135 37V36H134ZM43 38V37H42ZM138 38V37H137ZM167 38V37H166ZM57 39V38H56ZM61 39H63L62 37H61ZM100 39V38H99ZM114 38H112V39H110V40H113ZM176 39V40H177ZM212 39V38H211ZM12 40V41H13ZM69 40V39H68ZM109 40V41H110ZM120 40V41H121ZM131 41H132V39H130ZM133 40H135V39H133ZM187 40H189L190 42H188ZM227 40V41H226ZM11 41V42H12ZM67 41V40H66ZM75 41V40H74ZM119 41V42H120ZM122 41H125V40H122ZM120 42L122 45H124L123 43L124 42ZM131 41H129V42H131ZM188 43H187V42ZM229 41V42H228ZM236 41V42H240V43H242V44H233L234 42ZM41 43H42V41H40ZM86 42H87V40H86ZM85 42V43H86ZM90 42V41H89ZM119 42H118V44H119ZM129 42H125V43H129ZM135 42V41H134ZM156 42V41H155ZM160 42V41H159ZM170 42H172V41H170ZM225 42H228V43H230L231 42V44H233V46L231 45V46H229L228 44H226ZM235 42V43H236ZM40 43V44H41ZM76 43V42H75ZM132 43H133V41H132ZM174 43V42H173ZM172 43V44H173ZM187 43V44H186ZM116 44V43H115ZM115 44L113 45L114 47H117V45L115 46ZM120 44V45H121ZM135 43H133V45H134ZM138 44V43H137ZM147 44V45H146ZM150 44V43H149ZM152 44V43H151ZM162 44V43H161ZM181 44V47L180 46H178L179 48H182L183 47V45ZM53 45V44H52ZM72 45V44H71ZM136 45V44H135ZM185 45H187V46H185ZM111 46V45H110ZM152 46V45H151ZM150 46V47H151ZM62 47V46H61ZM77 47V46H76ZM79 47H81V46H79ZM82 47H83V45H82ZM91 47V46H90ZM93 47H95V46H93ZM93 47H92V49H91V51H93V54H92V57L90 58V62H91V64L94 66L93 67V70L91 69V68H89V69H91L93 72H95V73H97V74H102V76H103V79L106 77L105 76V74L106 75H108V73H110L111 72V64H112V59H113V57L115 56V54L117 55V53L115 52L113 55H112V53H111V51L109 50V48H107V47H105V45H96V47L93 49ZM120 47V46H119ZM153 47V46H152ZM178 47H176L177 49H179ZM89 48V47H88ZM89 49V50H90ZM110 49H115V48H110ZM117 49V48H116ZM122 49H123V47H122ZM155 49V50H154ZM163 49V48H162ZM184 49V48H183ZM184 49V50H185ZM196 49V50H195ZM118 50H121V49H117V52H118ZM206 52H210V53H212V54H214L215 56H217V57H220V58H225V59H234L235 61L234 62H232V63H234V67L232 66L231 67V69L229 70V72L227 71V70H222L221 71V69H220V71H216V73H214V74H212L213 75V77L211 78V77H209V75H207V76H204V75H202V76H200L201 77V79L199 78V80H195L196 82H194V83H192L191 84V86L189 87L190 89L189 90H186L187 92H186V94H184V88H183V93H181L182 91H180L181 90V88H179V90H173L172 92H176V91H178V94H177V92L175 93V95L172 93V92H170L169 90H167V88L165 87V85L163 84V80L160 78V77H163L162 75H163V70H161L160 71V68L162 69H164V68H166V67H163L162 65L163 64H165V63H167V64H171L172 62H175L174 63V65L175 64H177V59H179V60H181V62H182V60H183V62H182V66H186L189 70H191V71H193V72H196V71H198L200 68H201V66H202V61H199V59L202 57V52H204V54L206 53ZM79 51V50H78ZM116 51V50H115ZM1 52V51H0ZM71 52H73V51H71ZM48 53V52H47ZM53 54V53H52ZM79 54V53H78ZM119 54H120V51H119ZM203 54V55H204ZM239 54H241V55H244L245 57H246V60L245 59H243L244 57H242V58H239ZM2 55V54H1ZM81 55V54H80ZM201 55V56H200ZM48 57V56H47ZM140 57V56H139ZM88 58V57H87ZM120 58V57H119ZM123 58H125V57H123ZM181 58V59H180ZM83 59H84V57H83ZM86 59V58H85ZM179 60H178V62H179ZM201 60V59H200ZM78 61V60H77ZM77 61H74V62H72L73 64H71V65H73V66H75V67H79V65H80V63H79V61L77 62ZM171 61V62H170ZM206 61H208V60H206ZM248 61H250V63H248ZM123 62V61H122ZM169 62V63H168ZM181 62H179L178 63V65L180 66L181 64ZM229 63H230V61H228ZM141 63V62H140ZM128 64V63H127ZM166 64V65H167ZM216 64V63H215ZM250 66H249V65ZM87 65H89V64H87ZM120 65V64H119ZM133 66V65H132ZM135 66V65H134ZM134 66H133V69H134ZM160 66H162V67H160ZM169 66V65H168ZM171 66L172 67H170L171 69V71L173 70L172 68L174 67V68H176L175 66H173L172 64H171ZM124 67H126V65L124 66ZM137 67V66H136ZM140 67V66H139ZM120 67H118V69H119ZM129 68V67H128ZM138 68V67H137ZM141 68L142 69H144L142 66H141ZM168 69H169V67H167ZM178 68H180L179 70H181V68L182 69H184L183 67H177V69ZM186 68V69H187ZM232 68H233V70H232ZM251 68H254L256 71H255V76H257L256 78H254L251 74H250V69ZM130 70V69H129ZM128 70V71H129ZM131 70H132V68H131ZM130 70V71H131ZM165 70V69H164ZM176 70V69H175ZM69 71H70V73H72L71 72V70L69 69ZM74 71V70H73ZM89 71V70H88ZM133 72H135V70H132ZM145 71V70H144ZM169 71V70H168ZM170 71V72H171ZM85 72V71H84ZM145 72V73H146ZM150 72V73H149ZM160 72H162V73H160ZM204 72V71H203ZM232 72V73H231ZM103 73H104V75H103ZM129 73H131L132 74V72H129ZM129 73H127V74H129ZM168 73V72H167ZM172 73V72H171ZM113 74V73H112ZM134 74V73H133ZM132 74V75H133ZM148 74H149V76H148ZM161 74V75H160ZM71 75V74H70ZM165 75V74H164ZM187 75V74H186ZM254 75V74H253ZM68 76H69V73H68V75H67V77H66V79H68ZM85 77H86V75H85ZM80 78V79H79ZM106 78H108V76L106 77ZM143 78H144V80H146V81H144L143 80ZM70 79H71V76H70ZM88 80V79H87ZM89 80H91V79H89ZM110 82L112 81V79L111 80H109ZM113 81H114V79H113ZM133 81V82H134ZM199 81V82H198ZM91 82V81H90ZM98 82V81H97ZM108 82V81H107ZM105 83H106V81H105ZM118 83V84H119ZM102 84L104 85V83H103V80H102ZM117 83H113V85L114 86H117L116 85ZM112 85V86H113ZM172 85V84H171ZM174 86H175V84H173ZM180 85V84H179ZM94 86V85H93ZM92 86V87H93ZM95 86H96V84H95ZM173 86V87H174ZM85 87V88H84ZM93 88H95V87H93ZM70 89H72L71 91H70ZM115 89V88H114ZM70 91V92H69ZM179 91H180V93H179ZM177 94V95H176ZM180 94H183L182 96L184 97L185 96V98L183 99V97L180 95ZM180 95V97H178ZM181 97H182V99H181ZM183 101H184V103H183ZM105 102V105L106 106H108L107 105V103ZM183 103V104H182ZM188 105V107H186L185 108V105ZM104 105V106H105ZM113 105V104H112ZM182 105H184L183 107H181ZM104 106H103V108H104ZM105 106V107H106ZM110 107V106H109ZM112 108V107H111ZM180 108H182V109H184V110H182V111H180L181 109ZM180 109V110H179ZM190 109V108H189ZM192 109V108H191ZM105 110H106V108H105ZM122 110V111H123ZM142 110H144L146 113L147 112H149V113H147V114H145V112L144 111H142ZM179 112L178 113V115L176 114V112ZM185 111H187V110H185ZM190 111V110H189ZM144 112V113H143ZM152 112V113H151ZM188 112V111H187ZM194 112H195V110H194ZM120 113V112H119ZM118 113V114H119ZM123 113V115L125 116L126 114L124 113V112H122ZM115 114H116V112H115ZM121 114V113H120ZM109 115H110V117H111V112L109 113ZM183 115H185V114H183ZM199 115V114H198ZM116 116V115H115ZM127 117H129L128 115H126ZM153 116V117H152ZM109 116H108V118H110ZM113 117H114V113H113ZM112 117V118H113ZM177 117V118H176ZM33 119H34V117H32ZM108 118H106L105 119V121L106 120H108ZM153 118V119H152ZM155 118V119H154ZM173 118V119H172ZM261 118H259V119H261ZM263 118H262V120H263ZM31 119V118H30ZM62 119V118H61ZM73 119V118H72ZM71 119V120H72ZM98 121H97V120ZM142 119H141V121H140V117H139V120H138V118H137V120H135L134 118L133 119H131L130 118V121H132V120H134V124H135V122L137 123V124H139L140 122L142 123ZM148 119L147 120H143V122H145L146 123V125L147 126H149L148 124L150 123H148L147 124V121H148ZM28 119H26V121H27ZM74 120V121H75ZM114 120V119H113ZM198 120V119H197ZM208 120V119H207ZM254 120V119H253ZM73 121V120H72ZM72 121H71V123H72ZM110 121H112V119L110 118ZM110 121H109V124H114L113 122L112 123H110ZM140 121V122H139ZM250 121V122H249ZM258 121V120H257ZM29 122V120L25 123V124H27ZM85 122V123H86ZM121 122V121H120ZM139 122V123H138ZM205 122V121H204ZM256 122V121H255ZM254 122V123H255ZM260 122H263V121H260ZM70 123V125H72ZM77 123V122H76ZM76 123H73L74 125L76 124ZM124 123H125V121H124ZM252 123V122H251ZM30 124V123H29ZM68 125H69V123H67ZM87 124V125H88ZM117 123H115V125H116ZM119 124V123H118ZM128 124H130V122H128ZM133 124V123H132ZM144 124V123H143ZM203 124V123H202ZM20 125V126H21ZM61 125V124H60ZM63 125V124H62ZM90 125H92V124H90ZM89 125V126H90ZM122 125L124 126V124H123V122H122ZM139 125H142V124H139ZM145 125V124H144ZM144 126L143 128L145 129L144 131H147V129L146 128H148L147 126ZM168 125H172V124H167V126ZM19 126V127H20ZM23 126H25V129H27V126L26 125H23ZM82 126V125H81ZM80 126V127H81ZM86 126V125H85ZM104 126H106L105 124H104ZM108 126H110V125H108ZM134 127H136L135 125H133ZM143 126V125H142ZM161 126V125H160ZM166 126V127H167ZM176 126H177V124H176ZM19 127H18V129H19ZM33 127V126H32ZM35 127V128H36ZM62 127V126H61ZM68 127V126H67ZM67 127H64L63 129H62V131L64 130V129H66ZM71 127V126H70ZM76 127H77V129H78V127L79 126H77V124H76ZM75 127V128H76ZM96 127V128H97ZM134 127H131V125L130 126H128V127H126V128H124V127H120L122 130L120 131V130H114L115 132L116 131H120V132H122V133H126L127 131H129V130H132V131H134L135 130V128ZM137 127H138V125H137ZM146 127V128H145ZM150 127V126H149ZM172 127V126H171ZM175 127V126H174ZM13 128V129H14ZM31 128V127H30ZM29 127H28V129L29 130H32V129H30ZM34 128V127H33ZM72 129L71 130H73L72 132H74V127H71ZM74 128V129H73ZM89 128H91V127H89ZM89 128H88V130H89ZM103 128H106V127H103ZM110 128H112L111 126H110ZM110 128H109V130H110ZM133 128H134V130H133ZM142 128V129H143ZM161 128L163 129L164 128V126H161ZM161 128H159V129H161ZM257 128V127H256ZM260 128V127H259ZM6 129V128H5ZM21 129V128H20ZM23 129H24V127H23ZM68 129V128H67ZM92 129H93V127H92ZM91 129V130H92ZM98 129V128H97ZM142 129H140L139 130V128H138V132L139 131H141ZM159 129H157V130H159ZM165 129H167V128H165ZM165 129H163V130H165ZM7 130H9V129H7ZM36 130V131H37ZM82 130H84V129H82ZM105 130V129H104ZM108 130V131H109ZM149 130V129H148ZM151 130V129H150ZM153 130V129H152ZM169 130V129H168ZM4 131V130H3ZM12 131V130H11ZM22 131H24V130H22ZM35 131V132H36ZM61 131V132H62ZM80 131V130H79ZM113 131V132H114ZM160 131V130H159ZM174 131V130H173ZM10 131H8V132H6V133H9ZM17 132V131H16ZM15 132V133H16ZM20 132V130L18 131V133ZM60 132V133H61ZM64 132V131H63ZM78 134H80V132H78V131H76ZM88 132V131H87ZM111 132V131H110ZM151 132V131H150ZM242 132V131H241ZM13 133V132H12ZM21 133V132H20ZM54 133H55V135H54ZM65 133H66V131H65ZM75 133V132H74ZM106 133V132H105ZM112 133V132H111ZM132 132H130V134H131ZM149 133V132H148ZM168 133V132H167ZM171 133V132H170ZM190 133V132H189ZM0 134H1V132H0ZM71 134V133H70ZM89 134V133H88ZM133 134V133H132ZM137 134V133H136ZM141 134H143V132L142 133H140V135ZM151 134V133H150ZM160 134V133H159ZM164 134V133H163ZM37 135V134H36ZM61 135H63L62 133H61ZM60 135V140H61V138H62V136ZM124 135V134H123ZM145 135H147L146 133H145ZM171 135V134H170ZM217 135V134H216ZM121 136V135H120ZM125 136V135H124ZM144 136V135H143ZM190 136V135H189ZM230 136V135H229ZM67 137V136H66ZM65 137V138H66ZM100 137H102L101 135H100ZM134 137V136H133ZM140 137H142V136H140ZM46 138H47V136H46ZM49 138V137H48ZM124 138V137H123ZM122 138V139H123ZM125 138L127 139L128 137H126L125 136ZM125 138H124V140H125ZM97 139V138H96ZM102 139V138H101ZM122 139H120V141L122 140ZM131 138L129 137V140H130ZM136 139V138H135ZM135 139H133L132 138V140L131 141H135ZM128 140V141H129ZM208 140V139H207ZM123 141V140H122ZM131 141H129V143H131ZM209 141V140H208ZM48 142V141H47ZM64 142V141H63ZM112 142V141H111ZM136 142V141H135ZM112 143H114V142H112ZM111 143V144H112ZM37 144V140H36V143H35V145ZM63 144V143H62ZM61 144V145H62ZM116 144H118L117 142H116ZM132 144V143H131ZM38 145V144H37ZM127 145V144H126ZM133 145H135V144H133ZM261 146H263V145H261ZM120 147H122V146H120ZM126 147V146H125ZM119 148V147H118ZM261 148V147H260ZM10 149V148H9ZM14 149V148H13ZM233 149V148H232ZM51 150H53V149H51ZM118 150V149H117ZM262 150V149H261ZM234 152V151H233ZM240 152V151H239ZM242 152V151H241ZM3 154V153H2ZM8 158V157H7ZM242 158V157H241ZM262 158V157H261ZM9 159V158H8ZM261 160V159H260ZM77 161V160H76ZM105 161V160H104ZM256 161H257V159H256ZM252 162H254V161H252ZM84 165V164H83ZM81 166H82V164H81ZM56 168V167H55ZM262 168V167H261ZM264 168V167H263ZM79 170V169H78ZM215 171V170H214ZM71 172V171H70ZM67 174V173H66ZM15 175V174H14ZM31 175V174H30ZM33 176V175H32ZM42 176V175H41ZM40 176V177H41ZM43 177V176H42ZM69 178V177H68ZM67 178V179H68ZM115 178V177H114ZM64 179V178H63ZM9 180V179H8ZM70 180V179H69ZM116 180V179H115ZM37 181V180H36ZM28 182V181H27ZM5 183V182H4ZM54 183V182H53ZM58 184V183H57ZM30 185V184H29ZM52 185V184H51ZM136 184H134V186H135ZM56 186V185H55ZM76 186V185H75ZM128 186V185H127ZM37 187V186H36ZM51 187V186H50ZM53 187H54V185H53ZM52 187V188H53ZM85 187V186H84ZM35 188V187H34ZM236 188V187H235ZM30 189V188H29ZM56 189V188H55ZM120 189V188H119ZM57 190V189H56ZM45 192H47V191H49V189H47V191L46 190H44ZM52 191V190H51ZM124 191V190H123ZM130 191V190H129ZM189 191V190H188ZM8 192V191H7ZM53 192V191H52ZM200 192V191H199ZM13 193V192H12ZM50 193V192H49ZM134 193V192H133ZM198 193V192H197ZM136 194V193H135ZM138 196H139V198H140V195L139 194H137ZM136 195V196H137ZM167 195V194H166ZM4 196V195H3ZM20 196V195H19ZM63 196V195H62ZM126 196V195H125ZM135 196V195H134ZM134 196L132 195L131 196V198H129L130 199V201H132V202H138V200H136V199H134ZM190 196V195H189ZM5 197H7V196H5ZM132 197H133V200H131L132 199ZM194 197V196H193ZM1 198V197H0ZM33 198V197H32ZM138 198V199H139ZM168 198V197H167ZM19 199V198H18ZM1 200V199H0ZM5 201V204H6V206H7V203L9 204V202H7L6 203V198L4 199ZM13 199H11V201H12ZM17 200V199H16ZM43 200V199H42ZM48 200V199H47ZM128 200V199H127ZM43 201H46V200H43ZM61 201V200H60ZM143 201H145V199H142V201H140V202H142L143 203ZM193 201V200H192ZM253 201H254V198H253ZM3 202V203H4ZM16 202V201H15ZM95 202L97 203V201H96V197H95ZM136 202V203H137ZM139 202V203H140ZM152 202L153 201H151L150 203L152 204ZM159 202H161V200H159ZM158 202V203H159ZM170 202V201H169ZM168 202V203H169ZM188 202H190V200L188 201ZM242 202V201H241ZM12 203H14V200L12 201ZM17 203V202H16ZM27 203V202H26ZM47 203V202H46ZM64 203V202H63ZM148 203H149V201H148ZM147 203V204H148ZM194 202H192V204H193ZM251 203V202H250ZM1 204V203H0ZM5 204H3L4 206H5ZM83 204V203H82ZM81 204V205H82ZM94 205H95V203H93ZM138 204V203H137ZM151 204H149V205H151ZM187 204V203H186ZM3 205H1V207H0V209L3 207ZM13 205V204H12ZM11 205V203H10V206H12ZM14 205H16V207H17V204H14ZM97 205V204H96ZM95 205V206H96ZM142 205V204H141ZM153 205H154V202H153ZM240 205V204H239ZM5 206V207H6ZM65 205H63V207H64ZM83 206V205H82ZM87 206V205H86ZM93 206V205H92ZM91 206V207H92ZM185 206H187V205H185ZM193 206H194V204H193ZM8 207V206H7ZM15 207V206H14ZM13 207V208H14ZM15 207V208H16ZM20 207H22L21 209H23V205L21 206H19V204H18V208L20 209ZM32 207V206H31ZM89 207V206H88ZM97 207H101L99 204L97 205ZM97 207H94V208H97ZM151 206H149V208H150ZM153 207V206H152ZM155 207H156V204H155ZM228 207V206H227ZM235 207V206H234ZM4 208V207H3ZM17 208V210L19 211V209ZM90 208V207H89ZM103 208V207H102ZM226 208V207H225ZM8 209V208H7ZM7 209H6V211H7ZM10 209V208H9ZM64 208H62V210H63ZM70 209H72V208H70ZM75 209H77L76 207H75ZM101 209V208H100ZM195 209H196V207H195ZM209 209V208H208ZM263 209V208H262ZM24 210H25V207H24ZM59 210V209H58ZM79 210V209H78ZM78 210H72V211H77L76 213H78L79 214V212H78ZM81 210H82V208H81ZM86 210V209H85ZM84 209H83V211H85ZM88 210V209H87ZM86 210V211H87ZM90 210H91V208H90ZM93 210V209H92ZM110 211H111V209H109ZM109 210H107V213H108V211ZM132 210V209H131ZM150 210V209H149ZM197 210V209H196ZM243 210V209H242ZM1 211V210H0ZM27 211H31V210H27ZM60 211V210H59ZM64 211H67V209L65 210H63V212ZM70 211V213H72V211L71 210H69ZM80 211V210H79ZM82 211V212H83ZM89 211V210H88ZM87 211V212H88ZM95 211H97V209H95ZM106 212V209L105 210H103L102 211V214H104L105 212ZM139 211V210H138ZM217 211V210H216ZM2 212V211H1ZM32 212V211H31ZM52 212V214L54 215V214H62V212H58V213H53L54 211L52 210L51 211ZM55 212H57L56 210H55ZM90 212V211H89ZM92 212V211H91ZM94 212V211H93ZM98 214L101 212H99V209H98ZM120 212V211H119ZM125 212V211H124ZM149 212V211H148ZM3 213V212H2ZM1 213V214H2ZM37 213H39V211L37 212ZM69 213V215L70 216H72V214H70ZM84 213V212H83ZM86 213V212H85ZM96 213V212H95ZM112 213V212H111ZM109 214L108 213V217L107 218H104V221H103V218H102V216H104L105 217V214L104 215H102V216H96V215H94V214H92V215H94V216H96L97 218H102L101 220L103 221L102 223H99L100 224V226H101V228L105 231V233L106 234H109L110 236L109 237H111V235L113 234L119 241H121V245H120V248H121V250L124 252H122L121 254H126L125 256H123V257H120L119 255H121L120 254V252H119V255L118 256H112V255H108L105 251V253H103V248H102V250H101V248H100V250L102 251V253H101V256H100V259H101V263L102 264H127V262H125V260H126V258H127V261H129V260H131V261H129L128 263L129 264H139V261L137 260V256H136V254L132 251V249H133V246L137 243H139V242H141V243H143L144 242V240H146V239H144V236L142 235V232L144 231H141L142 229L140 228V229H138V227L135 225L136 224V222H134L133 223V218H130V219H132V220H129L130 222H132V223H129V222H126V220H127V218H126V220L124 219V218H121V217H123V215L121 216V217H119V218H116V217H114V216H116L118 213H116V212H114V214ZM116 213V214H115ZM127 213V212H126ZM6 214V213H5ZM33 214H36V213H34L33 212ZM49 214H51V213H48V216H50ZM51 214V215H52ZM58 214V215H59ZM59 215V216H63V217H65L64 215L66 214L67 215V217L66 218H68V220H67V222L68 223H66V219L64 220V218H62V221L64 220V224H67L68 225V227H69V229H70V231H71V233L72 234H70V237H71V235L73 236H76V235H78V234H80L81 232H80V230H81V227L83 226V223H85L86 224V222H88V220H90V218H92V216H90V218H89V215H91V213L87 216V215H83V216H85V219L83 218V216L82 215H79L80 216V219L79 218H77V215L76 216H72V218L70 217V219H69V215L67 214V213H64V215L62 214V215ZM82 214V213H81ZM120 214V213H119ZM121 214H122V211H121ZM129 214V213H128ZM128 214H126V215H128ZM199 214H201V213H199ZM252 214V213H251ZM253 214H254V211H253ZM3 215V214H2ZM38 215H40V214H38ZM38 215H36V216H38ZM53 215L51 216V219H53V218H57V219H59L58 217H53ZM74 215V214H73ZM113 216V217H110L109 218V216ZM205 215V214H204ZM203 215V216H204ZM209 215V214H208ZM215 215V214H214ZM264 215V214H263ZM34 216V215H33ZM195 216V215H194ZM202 216V217H203ZM223 216V215H222ZM31 218H32V216H30ZM60 217V218H61ZM76 217V218H75ZM89 219H88V218ZM118 217V216H117ZM126 217V216H125ZM132 217V216H131ZM202 217L200 216V218H201V220L203 221V223L204 224H208V226H209V224H210V222L212 221V220H210L211 218H208L209 219V221L207 222L206 221V219H205V221H204V217H203V219H202ZM208 217V216H207ZM218 217V216H217ZM227 217V216H226ZM234 217V216H233ZM237 217V216H236ZM236 217H234V218H236ZM252 217V216H251ZM43 218V217H42ZM41 218V219H42ZM75 218V219H74ZM82 218H83V220H82ZM86 218H87V220H86ZM95 218V217H94ZM96 218V219H97ZM190 218H192L191 216H190ZM198 218H199V216H198ZM199 218V219H200ZM233 218V219H234ZM237 218H239V217H237ZM237 218L236 219H234L235 220V224L234 225H236V222L238 221L237 220ZM244 218V219H243ZM245 218H246V216L245 217H242V219H241V217H240V219H239V221L237 222V224L240 226L241 224H242V226H244L245 227V225H243V224H246V222H248V223H252V220L253 219H256L255 221L257 222V223H254L255 221L253 220V223L248 227V225H246L247 226V229L249 228L250 230L251 229H253V231H254V234H253V236H254V238H257V240H259L260 242H261V244H263V246H264V226H260V225H264V223H262V222H258V220L260 221V219L261 220H263V222H264V219H262V218H260V219H258L257 220V218H259L258 216H257V218L256 217H252L253 219L251 220V219H249L251 222H249V221H247L246 220V222H244V220H245ZM248 218H250V217H248ZM20 219H22V218H20ZM47 219V218H46ZM48 219H50V218H48ZM50 219V220H51ZM121 219H124V220H121ZM128 219H129V216H128ZM193 220H195L194 218H192ZM191 219V220H192ZM207 219V220H208ZM220 219V218H219ZM226 219V218H225ZM231 218H228L227 220L229 221ZM232 219V220H233ZM24 220V219H23ZM26 220V219H25ZM35 220V219H34ZM43 220H45V218L43 219ZM56 220V219H55ZM86 221V222H83V221ZM92 220V219H91ZM99 220V219H98ZM100 220V221H101ZM189 220V219H188ZM191 220H189V224H190V221ZM201 220H197V221H195L196 223H192V225H196L197 223H198V221H199V224H200V221ZM224 220V219H223ZM233 220V221H234ZM237 220V221H236ZM22 221V220H21ZM39 221V220H38ZM94 221H97V220H94ZM94 221H92V222H94ZM128 221V220H127ZM220 221H222V220H220ZM231 221V220H230ZM232 221V222H233ZM46 222V221H45ZM60 222V221H59ZM58 222V223H59ZM97 222H99V221H97ZM186 222V221H185ZM2 223V222H1ZM23 223V222H22ZM54 223V222H53ZM56 223V222H55ZM91 223V222H90ZM173 223V222H172ZM202 223V224H203ZM216 223H217V220H216ZM216 223H214V224H216ZM219 223V222H218ZM262 223V224H261ZM169 225L170 223H166V225ZM174 225H175V223H173ZM173 224L171 225L172 226V228H174L173 227ZM183 224V223H182ZM185 224V223H184ZM202 224H201V226L199 225V228H196L197 226H190V227H188L189 225H184V227L186 226V230L188 229V231L193 235V236H195L196 238L197 237H199L202 233H204L205 234V231L206 230H201V229H204L203 228V226H205L204 224H203V226H202ZM223 224V223H222ZM225 224V223H224ZM231 224V223H230ZM55 225V224H54ZM89 225H92V223L91 224H89ZM93 225H95V224H93ZM96 225H98V223L96 224ZM177 225H179V223H177ZM176 225V226H177ZM211 225V224H210ZM220 225V224H219ZM237 225V226H238ZM153 226V225H152ZM160 226V225H159ZM175 226V227H176ZM183 226V225H182ZM182 226L180 227V225L179 226H177V227H180L181 229H182ZM217 226V225H216ZM224 226H226V227H223L222 229H218L219 231L217 232L218 233V238L219 239H223L224 241L225 240H227L228 238H229V236H228V234L231 232V231H233V230H236V228H237V226L234 228L233 226V228L230 226V227H227V225H224ZM242 226H240V228L238 227L237 228V230H238V233H240L239 231H241V227ZM4 227V226H3ZM141 227V226H140ZM154 227V226H153ZM161 227H162V225H161ZM163 227H164V225H163ZM183 227V228H184ZM188 227V228H187ZM202 227V228H201ZM219 227V226H218ZM220 227H222V225L220 226ZM243 227V229H245ZM179 228V229H180ZM201 228V229H200ZM145 229V228H144ZM152 229V228H151ZM159 229V228H158ZM158 229H157V231H156V226H155V228L153 229L154 230V232L156 231V234L158 233V234H160L161 233V228H160V230H159V232H158ZM163 229V228H162ZM165 229H166V227H165ZM164 229V230H165ZM177 229V228H176ZM178 229V230H179ZM180 229V230H181ZM214 229L215 228H212L211 230H212V234H214L213 232H215V231H217V227H216V230L214 231ZM1 230V229H0ZM83 230V229H82ZM149 230V229H148ZM152 230V231H153ZM167 230L168 229H166V232H167ZM179 230V231H180ZM210 230V229H209ZM236 230V231H237ZM5 231V230H4ZM10 231V230H9ZM150 231V233L148 232V231H146V232H143L144 233V235H145V233H147V235H150L151 233H153V232H151V230H149ZM171 231H175V229H173V230H171ZM203 231V232H202ZM23 232H25V231H23ZM22 232V230H21V232H20V234L21 233H23ZM163 232H165V231H163ZM165 232V233H166ZM184 232V231H183ZM209 233H210V231H208ZM207 231H206V233H208ZM242 232V231H241ZM246 232V231H245ZM164 233V234H165ZM169 233H172V232H170L169 231ZM174 233V232H173ZM216 233V232H215ZM249 233H251V232H249ZM26 234V233H25ZM27 234H29V232L27 233ZM37 234V233H36ZM155 234V233H154ZM163 234V233H162ZM203 234V236H206V234L204 235ZM241 234V233H240ZM0 235H2L1 234V231H0ZM17 235V234H16ZM15 235V236H16ZM23 235H24V233H23ZM22 235V236H23ZM37 235H39V234H37ZM81 235H82V233H81ZM81 235H79V236H81ZM152 236H154L153 234H151ZM189 235V234H188ZM191 235V236H192ZM236 235V234H235ZM237 235H239V234H237ZM250 235V234H249ZM4 236H6V238H7V236H8V233L6 232V235H3V236H1V237H3L4 238ZM14 236V237H15ZM27 236V235H26ZM26 236H23L25 239H27V237ZM41 236V235H40ZM40 236H38V237H40ZM67 236V235H66ZM78 236V237H79ZM84 236V235H83ZM156 236V235H155ZM187 236V235H186ZM191 236H189V237H191ZM202 236V235H201ZM213 236V235H212ZM242 236V235H241ZM246 236V235H245ZM0 237V238H1ZM16 237H19V235H17ZM34 237V236H33ZM58 237H61V238H63V237H65V236H63L62 237V235L61 236H58ZM69 237V233H68V238H70ZM146 237V236H145ZM151 237V236H150ZM150 237H147L148 239H150ZM157 237V236H156ZM168 237V236H167ZM208 237H209V234H208ZM208 237H207V239H208ZM35 239H36V237H34ZM42 238V237H41ZM67 238V237H66ZM72 238V240H73V237H71ZM77 238V237H76ZM76 238L74 239V241L72 242L73 243V246H71V244L70 245H68V246H71L72 248L74 247V243H76L77 244V242L78 243H80V241H77V240H79V239H77L76 240ZM80 238V237H79ZM82 238V237H81ZM83 238H85V237H83ZM83 238H82V240H83ZM151 238H153V237H151ZM203 238V237H202ZM14 239L15 238H11L10 236H9V238L8 239H6V242L4 243L5 244V247L6 248H11L12 246H13V244H14ZM17 239H21V236L19 237V238H17ZM34 239V240H35ZM160 239V238H159ZM210 239H211V237H210ZM234 239V238H233ZM245 239V238H244ZM16 240V239H15ZM38 240V239H37ZM40 240V239H39ZM38 240V246H37V248L40 246V248H39V250H41L42 249V251H44V250H46L47 249V247L49 246V244H47L45 241H43L42 239V242L44 243L45 242V244H47L45 247L44 246H41V245H43L42 243H41V245H39L40 243V241ZM71 240V241H72ZM82 240H81V242H82ZM85 240V239H84ZM87 240V239H86ZM103 240V239H102ZM105 240H108V239H105ZM200 240H201V238H200ZM218 240V239H217ZM231 240H232V238H231ZM239 240H240V238H239ZM21 242L23 241V240H20ZM28 241L30 242V240L28 239ZM28 241H24V242H28ZM54 241H56V240H54ZM53 241V242H54ZM60 241H61V239H60ZM69 241H70V239H69ZM68 241V242H69ZM77 241V242H76ZM154 241L156 242V239H155V237H154ZM153 241V242H154ZM230 241V240H229ZM33 242V241H32ZM48 242V241H47ZM51 242H52V240H51ZM58 242V241H57ZM57 242H56V244H57ZM67 242V241H66ZM88 242V243H87ZM87 244H90V242L87 240ZM99 242H100V240H99ZM99 242H97V244L99 243ZM103 242H104V240H103ZM103 242H101V245H102V243ZM149 242H150V240H149ZM149 242H144V243H146L147 245L148 244H150L151 246H154L155 245V243L153 244V243H149ZM179 242V241H178ZM177 242V243H178ZM219 242V241H218ZM232 242V241H231ZM34 243H36V241L34 242ZM181 243V242H180ZM198 243V242H197ZM227 243H230V242H227ZM226 243V244H227ZM44 244V245H45ZM56 244H54V248L56 247L55 245ZM61 244V243H60ZM67 244V243H66ZM75 244V245H76ZM87 244H86V246H87ZM91 244H93V242L91 243ZM95 244V243H94ZM96 244V245H97ZM100 244V243H99ZM136 244V245H137ZM167 244H169V243H167ZM172 245H167V246H164V247H162L161 248V250H160V253H161V256H162V259L161 260H159L158 259V262H159V264H186L187 263V260L186 259H190V258H192V256L193 255H196V256H198V254H200L199 252L200 251H203V250H200V251H198V249H199V247L197 248L196 246L197 245H195V247H192V246H190L191 247V250H192V254L190 255V253L189 252H191L190 251V249L187 247L188 245H184L185 246V248L186 249H188L189 250V252H187V253H189L188 255H187V253L186 252H184L183 250H184V247H182V246H180V247H178V248H176L174 245H173V243H171ZM195 244V243H194ZM220 244V243H219ZM225 244V243H224ZM225 244V245H226ZM249 244V243H248ZM24 245H26V244H24ZM37 245V244H36ZM62 245H64V243L62 244ZM62 245H59V247L61 246V250H60V248L58 247V245H57V247H58V249H59V251H57V249H56V251H57V253H58V255H59V257H61V259L63 258L64 260L66 259V260H68V259H70V260H73V259H75L74 258V255H73V252H67V250L66 249H71V247H67V245H64L65 247H66V249L64 248V249H62ZM77 245H79V244H77ZM82 245H84L85 246V243H84V241L82 242V244H80V246H82ZM139 245V244H138ZM179 245H181V244H179ZM191 245H192V243H191ZM221 245V244H220ZM253 245L255 246V244L253 243ZM53 246V245H52ZM86 246H85V248H86ZM90 246V245H89ZM89 246H87V248L89 247ZM100 246V245H99ZM140 246V245H139ZM142 246H144L145 247V245H143L142 244ZM194 246V245H193ZM24 247V246H23ZM51 246H49L48 248H50ZM92 247V246H91ZM101 247V246H100ZM219 247V246H218ZM223 247V246H222ZM20 248H22V247H20ZM25 248V247H24ZM43 248H45V249H43ZM52 248V247H51ZM75 248V247H74ZM74 248L73 249H71V251L72 250H74ZM79 250H84V247H81V249H80V247H76L75 248V251H78V249ZM83 248V249H82ZM93 249H95L96 250V248L97 247H92ZM197 248V249H196ZM8 249H5V250H7L8 251ZM77 249V250H76ZM91 249V248H90ZM93 249H91V250H93ZM134 249H135V247H134ZM185 249V250H186ZM222 249V248H221ZM239 249V248H238ZM263 249V248H262ZM38 250V251H39ZM49 250V249H48ZM48 250H46L47 251V253H48ZM54 250V249H53ZM52 250V252H53V254H55L56 253V251L54 250L53 251ZM95 250H93V251H95ZM100 250L98 249L97 251H99V253H100ZM188 250H186V251H188ZM229 250V249H228ZM24 251L26 252V250H23V253H24ZM27 251H29V252H31L32 251V253H34L35 251L36 252H38L37 250H34V252H33V250H27ZM84 251H86V250H84ZM96 251V252H97ZM115 251V250H114ZM206 251V250H205ZM223 251V250H222ZM260 251H261V249H260ZM29 252H26V254L25 255H27V253H29ZM49 252H50V250H49ZM55 252V253H54ZM83 252V251H82ZM81 251H80V253H82ZM89 252H90V250H89ZM95 252V253H96ZM157 252V251H156ZM215 252H217V254L218 253H220V255H221V252H219V251H215ZM31 253V254H32ZM41 253V252H40ZM39 253V254H40ZM42 253H44V252H42ZM41 253V254H42ZM75 253V252H74ZM78 253H79V251H78ZM98 253V252H97ZM98 253V254H99ZM118 253V252H117ZM206 253V252H205ZM212 252H208V254H211ZM238 253V252H237ZM241 253V252H240ZM9 254V253H8ZM30 253L27 255V257H29V255H31ZM40 254V255H41ZM72 254V255H71ZM84 254V253H83ZM89 254V253H88ZM88 254H86V255H88ZM90 254H92V252L90 253ZM213 254V257L214 256H216V253H215V255H214V253H212ZM211 254V255H212ZM224 253L222 252V255H223ZM25 255H24V257H25ZM33 256L34 255H36L35 253L34 254H32ZM31 255V256H32ZM78 255L79 254H77V257H78ZM85 255V254H84ZM84 255H83V257H84ZM128 255H130L129 257V260H128ZM205 255V254H204ZM4 256V255H3ZM6 256V255H5ZM56 256H57V254H56ZM122 256V255H121ZM203 256V255H202ZM218 256V255H217ZM247 256V255H246ZM12 257V256H11ZM76 257V258H77ZM223 257V256H222ZM255 257V256H254ZM3 258V257H2ZM80 258H81V256H80ZM125 258V259H124ZM219 257H217V259H218ZM226 258V257H225ZM18 258H16V260H15V264H22V262H20V258L17 260ZM39 259V258H38ZM60 259V260H61ZM79 259V258H78ZM77 259V260H78ZM214 259H215V257H214ZM223 259H224V257H223ZM243 259V258H242ZM257 259V258H256ZM256 259L254 258V261H256ZM21 260H23V257H22V259ZM25 260H26V257H25ZM56 260V259H55ZM63 260V261H64ZM76 260V259H75ZM28 261V260H27ZM26 261V262H27ZM155 261H156V259H155ZM186 261V262H185ZM214 261V260H213ZM221 261V259L220 260H218L217 261V263L218 264H220L219 262ZM233 261V260H232ZM240 262H241V260H239ZM238 261V262H239ZM244 261V260H243ZM257 261L259 262V264H264V250H262L261 251V254H260V257L257 259ZM25 261L23 262V264L25 263V264H27ZM222 262V261H221ZM234 262H235V260H234ZM234 262H232V263H234ZM216 263V262H215ZM248 263V262H247ZM247 263H241V264H247ZM253 263V262H252ZM251 263V264H252ZM188 264H189V260H188ZM249 264V263H248Z\"/></svg>", "mask_w": 264, "mask_h": 264}]
</instances>
